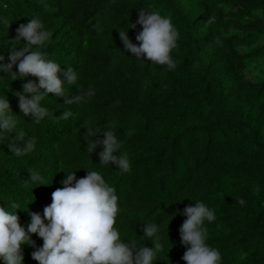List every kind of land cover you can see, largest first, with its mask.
I'll return each mask as SVG.
<instances>
[{
  "label": "trees",
  "instance_id": "trees-1",
  "mask_svg": "<svg viewBox=\"0 0 264 264\" xmlns=\"http://www.w3.org/2000/svg\"><path fill=\"white\" fill-rule=\"evenodd\" d=\"M139 10L159 11L177 28L174 69L124 48L119 31L127 29L139 43L142 26L128 27ZM33 17L51 34L33 50L61 69L72 67L79 79L65 84V98L46 95L48 114L36 122L21 113L15 93L38 78L0 74V95H7L18 120L14 133L0 140V205L16 201L26 225L30 211L43 214L52 202L65 172L81 178L96 170L116 189L114 227L122 239L151 247L143 225L159 226L162 247L154 264H186L179 226L184 207L197 200L215 210L205 226L221 264H264V0H0L5 62L24 42L15 39L17 28ZM88 89L90 97L75 99ZM87 127L115 131L129 171L100 163V145L88 152ZM19 131L25 142L35 140L21 156L9 148L23 144L16 141ZM99 138L102 131L90 139ZM32 171L42 184L30 179ZM31 239L35 246H23L24 264H39L31 253L43 240L35 233Z\"/></svg>",
  "mask_w": 264,
  "mask_h": 264
},
{
  "label": "clouds",
  "instance_id": "clouds-1",
  "mask_svg": "<svg viewBox=\"0 0 264 264\" xmlns=\"http://www.w3.org/2000/svg\"><path fill=\"white\" fill-rule=\"evenodd\" d=\"M137 24L142 26L135 37L138 44L126 34L127 29L119 31L124 48L141 60L150 59L155 64L174 69L176 64L171 52L177 47L179 32L171 18L159 11L139 10L138 19L128 27L135 28ZM16 31L15 39L24 42L12 47L8 62L0 54V74L11 73L12 80H23L29 74L38 78V82L25 81L23 91L15 94L19 97L21 113L39 122L48 114V109L42 105L45 96L52 94L65 98V84H75L79 74L72 67L61 69V64L47 59L42 51L33 50L32 46L44 45L51 35L39 18H30ZM14 65L16 71L12 70ZM92 94L93 90L88 89L75 99L84 100ZM67 102L72 103V99ZM14 114L7 95H0V140L14 133L18 124ZM64 115L67 118L69 114ZM101 131L102 138L90 139ZM86 134L88 152L102 146L98 153L100 163L115 165L123 172L130 170L129 156L127 152H121L123 141L114 130L87 127ZM24 136L23 131L16 132V141H23V144L15 141L9 144L11 152L17 156L35 146L34 139L25 142ZM65 174L61 180L63 187L52 192V202L44 207L43 214L30 211V221L26 225L20 223L16 210L21 207L16 201H11L8 206L0 205V261L24 264L23 246H35L31 239V234L35 233L43 240L42 246L31 253L39 264H154L156 252L162 247L159 226L155 223L143 225V234L152 241L151 247L145 244L138 247L135 241L122 239L119 229L114 227L119 212L116 189L96 170H87L81 178L76 177L74 170ZM30 179L37 182L36 185L42 184L39 172H30ZM239 203L244 205L245 200L241 198ZM182 214L186 218L179 226V235L186 250L181 259L186 264H221L220 251L207 242L205 226V221L216 219L215 210L197 200L186 205Z\"/></svg>",
  "mask_w": 264,
  "mask_h": 264
},
{
  "label": "bare ground",
  "instance_id": "bare-ground-1",
  "mask_svg": "<svg viewBox=\"0 0 264 264\" xmlns=\"http://www.w3.org/2000/svg\"><path fill=\"white\" fill-rule=\"evenodd\" d=\"M80 84V83H79ZM13 174V173H12ZM110 177V176H109Z\"/></svg>",
  "mask_w": 264,
  "mask_h": 264
}]
</instances>
